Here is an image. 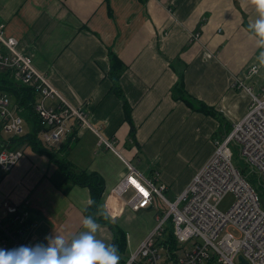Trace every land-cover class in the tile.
<instances>
[{
  "label": "crops",
  "instance_id": "0c3cea01",
  "mask_svg": "<svg viewBox=\"0 0 264 264\" xmlns=\"http://www.w3.org/2000/svg\"><path fill=\"white\" fill-rule=\"evenodd\" d=\"M258 15L256 0H0L6 33L69 102L85 104L91 123L112 141L110 149L93 131L80 129L59 156L102 176L98 213L126 231L128 254L155 227L161 210L155 204L132 210L115 185L127 163L164 184L170 200L189 184L251 103L233 79L254 92L264 88V58L249 27ZM111 52L124 63L123 98L111 90ZM252 65L257 70L248 73ZM179 74L186 94L196 106L212 108L210 114L173 96ZM21 148L24 158L0 181V204L22 205L31 233L46 245L57 236L70 242L84 230L89 189L58 186L49 156ZM97 225L96 237L109 243L110 229Z\"/></svg>",
  "mask_w": 264,
  "mask_h": 264
},
{
  "label": "built area",
  "instance_id": "2783aa9c",
  "mask_svg": "<svg viewBox=\"0 0 264 264\" xmlns=\"http://www.w3.org/2000/svg\"><path fill=\"white\" fill-rule=\"evenodd\" d=\"M197 35L192 34V37ZM0 70L9 71L16 81L35 87L34 109L41 125L38 136L46 148L55 150L68 140H75L80 129L93 131L108 148H113L112 141L104 138L99 128L91 123L85 104L69 102L35 67L31 56L18 48V39L8 35L2 23ZM256 70L257 66L252 65L248 73ZM232 84L250 94L247 111L216 143L211 157L173 200L164 195V184L155 183L127 163V172L115 185V193L122 197L130 193L125 200L134 211L153 206L157 199L165 204V210L125 264H142V261L146 264H239V255L247 264H264L263 200L233 164L230 147L231 143H236L239 155L264 182V88L254 92L236 77ZM25 124L27 126L13 99L0 93L1 129L19 135L26 130ZM23 156L22 148L12 149L3 143L0 146V170L10 171ZM228 192L233 193L235 200L223 212L218 209V203ZM26 220V212L20 211L18 206L6 201L0 204V247L44 246V239L31 233ZM165 222H169L166 227ZM170 226L176 243L192 242L191 248L177 251L176 257L162 243ZM163 250L165 254H162Z\"/></svg>",
  "mask_w": 264,
  "mask_h": 264
},
{
  "label": "trees",
  "instance_id": "16d2710c",
  "mask_svg": "<svg viewBox=\"0 0 264 264\" xmlns=\"http://www.w3.org/2000/svg\"><path fill=\"white\" fill-rule=\"evenodd\" d=\"M123 68L124 63L111 52L110 69L108 71V76L112 80L111 90L121 98H123V93L119 85V77ZM0 93L7 94L13 99L18 113L25 119L27 123V129L22 134L12 135L7 139H3L0 136V146L3 145V143H5L7 146H10L12 149L29 146L34 151L45 153L57 166V174L59 175V178H61V181L57 184L58 186L63 187L65 185H80L87 187L90 192V203L84 210V216H91L96 222L104 224L110 229L112 238L109 243H114L117 245L118 254L120 255L119 264H125L129 257L127 251L126 231L118 224L110 221L105 215L98 213V203L105 187V182L102 176L95 171H88L86 169L79 170L65 157L59 156L62 147L68 145L70 140L65 142V144H61L56 150L51 147L46 148V146L42 143L38 136L41 125L34 109V103L37 100V91L33 85L22 84L16 81L11 76L9 71L0 70ZM172 93L175 98L178 97L177 94H180L179 97H181L184 102L192 109L201 110L205 114H210L212 112V108L203 102H199L198 106H196V102L193 101L194 98L186 94L184 91L183 78L181 74L178 76V81L175 84ZM130 112V106L124 100L125 119L130 123L129 136L130 138L134 139L135 125L131 120ZM8 172L9 171L0 170V181ZM19 207L22 208V205ZM20 208L19 210L22 211L23 208ZM27 223L28 221L26 220V224ZM166 238H162L163 245L168 246V250L170 249V251L173 253V256L176 257L177 251L179 250L177 249L171 226ZM43 245L47 246L45 241L43 242Z\"/></svg>",
  "mask_w": 264,
  "mask_h": 264
},
{
  "label": "clouds",
  "instance_id": "9594fccd",
  "mask_svg": "<svg viewBox=\"0 0 264 264\" xmlns=\"http://www.w3.org/2000/svg\"><path fill=\"white\" fill-rule=\"evenodd\" d=\"M256 5L259 15L249 27L264 58V0H256ZM83 227L67 243L63 236H57L47 246L0 247V264H119L117 245L96 237L98 225L91 216L84 217Z\"/></svg>",
  "mask_w": 264,
  "mask_h": 264
},
{
  "label": "rangeland",
  "instance_id": "374dc122",
  "mask_svg": "<svg viewBox=\"0 0 264 264\" xmlns=\"http://www.w3.org/2000/svg\"><path fill=\"white\" fill-rule=\"evenodd\" d=\"M25 129H27L26 124H25ZM0 136L3 139H7V138H9L12 135L9 134V133L4 132L0 128ZM230 147H231V150H232V162H233V164L240 170V172L245 176L246 180L258 192V194L260 195V199L264 201V182H263V179L259 176V174L255 170H252L251 166L249 164H247L243 160V158L239 155V147L236 145V143H231ZM23 158H24V156H23ZM129 196H130V193L124 194V198H128ZM234 200H235V198H234L233 193L228 192L227 194H225L223 196L221 201L218 203V209L223 211V212H226L231 207V205L233 204ZM155 207L158 208L159 210H161L160 217H163L164 210H165V204L161 200L157 199L156 202H155ZM263 208H264V206H263ZM168 224H169V222H165V227ZM230 230L234 231L232 228H230ZM234 232L236 233V231H234ZM167 234H168V232H166L164 234V236H166ZM236 236H238V234ZM176 246H177L178 250H182L184 248H191L192 247V242H186V243H183V244L176 243ZM130 254H131V252L129 251V255ZM162 254H165L164 250L162 251ZM135 264H137V263H135ZM142 264H146V263H144L142 261Z\"/></svg>",
  "mask_w": 264,
  "mask_h": 264
},
{
  "label": "water",
  "instance_id": "95a60500",
  "mask_svg": "<svg viewBox=\"0 0 264 264\" xmlns=\"http://www.w3.org/2000/svg\"><path fill=\"white\" fill-rule=\"evenodd\" d=\"M262 203L264 204V201H262ZM238 259H239V264H247V261L242 255H239Z\"/></svg>",
  "mask_w": 264,
  "mask_h": 264
}]
</instances>
